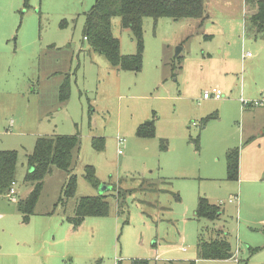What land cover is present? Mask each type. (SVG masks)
<instances>
[{"label": "rangeland", "instance_id": "374dc122", "mask_svg": "<svg viewBox=\"0 0 264 264\" xmlns=\"http://www.w3.org/2000/svg\"><path fill=\"white\" fill-rule=\"evenodd\" d=\"M94 1L0 0V150L17 153L16 194L0 195V264H264V32L247 21L257 0H204L203 21L145 17L137 72L89 48L83 24ZM111 31L122 54L137 52L118 16ZM213 87L222 97L202 99ZM146 123L154 135L138 136ZM55 135L79 139L75 194L59 201L68 175L54 167L23 222L15 200L31 188L26 156L38 137ZM230 149L236 180L227 178ZM87 165L112 188L91 185ZM99 194L108 215L73 228L76 201ZM200 196L220 208L214 221L195 216ZM214 228L231 258H197L198 236L212 239Z\"/></svg>", "mask_w": 264, "mask_h": 264}, {"label": "trees", "instance_id": "16d2710c", "mask_svg": "<svg viewBox=\"0 0 264 264\" xmlns=\"http://www.w3.org/2000/svg\"><path fill=\"white\" fill-rule=\"evenodd\" d=\"M254 12L247 21L257 32H264V0H257L252 4ZM120 18L121 26L128 28L137 44L135 54H122L119 40L111 31V19ZM151 17L154 22L161 17L179 19L184 17L205 20L207 13L204 0H95L85 13L83 24V38L89 48L103 55L113 67L123 71L137 72L141 69L143 49V19ZM177 56L173 59L176 61ZM68 78L62 82L59 90L60 99L68 97ZM136 134L140 137L154 135L152 123L139 125ZM162 147L166 149V145ZM198 144V139L195 140ZM79 145L75 135L41 136L35 141L33 150L27 154L26 163L31 170L24 175V180L31 183V190L27 197L19 200L17 209L21 219L26 222L34 213V208L42 188L43 180L54 167L67 173V179L61 189L60 202H65L74 196L76 190V175L71 173L72 152ZM92 145L100 150L104 147L103 137H93ZM227 178L236 180L238 177L239 152L230 149L225 154ZM17 163L15 150H0V195L5 194L12 187L14 172ZM85 179L93 186L101 184L95 175L93 166L85 167ZM125 191L118 190L117 197ZM119 199V198H118ZM119 204V201H118ZM109 213V203L105 194L84 196L79 198L74 207L73 215L68 222L77 228L86 216L105 217ZM197 218L215 220L220 215V208L208 202L207 198L200 196L195 208ZM197 258L202 259H229L232 252L229 243L224 237L206 240L202 234L197 239ZM133 264H146L145 260H134ZM189 264H194L190 261Z\"/></svg>", "mask_w": 264, "mask_h": 264}, {"label": "built area", "instance_id": "2783aa9c", "mask_svg": "<svg viewBox=\"0 0 264 264\" xmlns=\"http://www.w3.org/2000/svg\"><path fill=\"white\" fill-rule=\"evenodd\" d=\"M248 55H249V53H248ZM221 97H222L221 90L219 88H217V87H213V88H211L210 91L203 92L201 98L202 99H208V98L219 99ZM243 103L244 104H247L245 101H243ZM252 103H253V105H260L261 104V102H259V101H253ZM117 143L119 145L118 153H122V147H120V146L121 145L123 146V144H124V138L118 137L117 138ZM14 194H15V191H14V188L13 187H11L9 189V191L6 193V195L8 197L13 196ZM231 200H233V199H231Z\"/></svg>", "mask_w": 264, "mask_h": 264}, {"label": "crops", "instance_id": "0c3cea01", "mask_svg": "<svg viewBox=\"0 0 264 264\" xmlns=\"http://www.w3.org/2000/svg\"><path fill=\"white\" fill-rule=\"evenodd\" d=\"M253 12H254V9H253L252 13H253ZM204 92H205V91H204ZM219 99H220V98H219ZM146 124H148V123H146ZM123 145H124V144H123ZM30 169H31V168H30ZM30 169L28 168V170H30ZM28 170H27V171H28ZM27 171H26V172H27ZM25 174H26V173H25ZM13 183H14V182H13ZM105 185H106V184H105ZM106 186H109V185L107 184ZM31 187H32V186H31ZM111 188H112V186H109V188L106 189V190H104V191H107V190H109V189H111ZM30 190H31V188L29 189V191H30ZM14 191H15V194H16V190H15V189H14ZM29 191H28V193H29ZM28 193H27V195H28ZM27 195H26V197H27ZM26 197H25V198H26ZM178 197H179V196H178ZM25 198H24V199H25ZM15 201H16V203H18L19 199H16ZM229 201H231V199H230ZM220 214H221V213H220ZM219 216H220V215H219ZM211 221H214V220H211ZM214 229H215L214 231L216 232V237H214V238H217V237H221V238H222V236H220V233H219L221 230H219V229L216 230V228H214ZM199 236H200V235H199ZM199 236H198V237H199ZM214 238H212V239H214ZM197 239H198V238H197ZM210 239H211V238H210ZM232 256H233V255H232Z\"/></svg>", "mask_w": 264, "mask_h": 264}, {"label": "water", "instance_id": "95a60500", "mask_svg": "<svg viewBox=\"0 0 264 264\" xmlns=\"http://www.w3.org/2000/svg\"><path fill=\"white\" fill-rule=\"evenodd\" d=\"M180 49H181V48H177V50L175 51V55L178 54V52H179ZM108 188H109V186H106V185H100V192H102V191H104V190H106V189H108Z\"/></svg>", "mask_w": 264, "mask_h": 264}]
</instances>
